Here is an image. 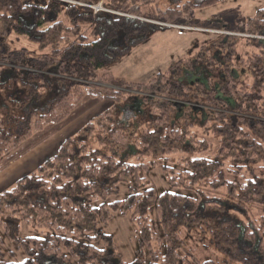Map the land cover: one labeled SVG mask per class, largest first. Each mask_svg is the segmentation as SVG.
Here are the masks:
<instances>
[{"label":"trees","instance_id":"obj_1","mask_svg":"<svg viewBox=\"0 0 264 264\" xmlns=\"http://www.w3.org/2000/svg\"><path fill=\"white\" fill-rule=\"evenodd\" d=\"M102 1L0 0V168L35 132L65 121L84 97L114 104L35 172L0 194V247L3 231L25 251L28 258L20 264H40L41 257L61 264H121L112 241L99 230V224L120 212L129 213L139 227L149 247L148 264H216L197 257L183 240L190 230L207 246L218 247L214 250L224 254L225 264H264V123L257 121L264 120V42L254 38L264 35V9L238 30L250 37L235 39L225 56L219 52L214 58L210 48L206 50L208 73L216 67L222 70L219 84L216 75L206 74L209 83L198 84L175 76L182 65L192 69L193 62L201 63L198 54L193 62H179L146 85L122 81L116 90L104 86L110 87L114 78L99 72L96 53L104 41L111 47L119 33L129 32H120L126 23L118 14L140 16L142 8L156 0H105L113 14L95 15L88 6ZM172 13L158 11L156 20L167 23L162 20ZM84 29L90 31L88 36ZM193 85L205 93L207 105L237 114L232 135L227 129L219 132L221 125L210 133L201 128L204 138L220 135L214 155L211 143L204 149L205 142L192 131L175 128L171 108L159 101L188 97ZM135 92L147 96L131 94ZM131 98L146 119L134 141V131L116 115V107ZM256 129H263V135ZM157 130L160 158L140 165L128 161L152 157L155 142L150 138ZM83 132L87 139L81 137ZM115 147L127 148L123 159L107 154L106 149ZM184 148L196 151L188 156ZM159 160L175 192L157 195L145 177ZM122 184L129 186L124 202L115 198ZM22 225L33 236L21 239ZM206 233L215 240L208 242ZM101 239L105 248L96 246ZM2 257L0 251V264H7Z\"/></svg>","mask_w":264,"mask_h":264},{"label":"rangeland","instance_id":"obj_2","mask_svg":"<svg viewBox=\"0 0 264 264\" xmlns=\"http://www.w3.org/2000/svg\"><path fill=\"white\" fill-rule=\"evenodd\" d=\"M82 5L87 6L85 4ZM88 7L95 12V15H99V12L113 14V12H110L105 7V0L96 6ZM263 9L264 0H156L155 4L142 8L144 12H142L140 16L118 14V16L124 17L122 20L126 23L125 27L124 25L123 27L119 26V28H121L120 32L125 33L123 30L124 28H127L129 32L126 34L119 33L117 35V39H119L116 40L111 47L109 42L104 41L100 46L101 49L96 53L98 64L101 65L99 72L101 74L111 73L114 78L113 84L110 87L109 85L104 86L106 88L119 90V83L122 81L146 85L155 80L160 74L168 72L179 62H193L194 57L198 54L201 63L193 62L194 66L192 69L182 65L180 69H177L175 72V76H178L183 82L185 81L186 84H191L192 82L198 84L201 81L209 83V79H205L204 75H216L214 81L219 84L222 82V79L218 81L217 78L219 75L221 76L222 70L216 67L212 73H208V68L206 67L208 64L206 62L208 60L206 50L210 48L214 53L212 54L214 58L217 57V53L219 52H221L222 56H225V50L232 47L231 43L235 39L250 37L248 36L250 33L247 31L241 33L238 30L245 27V22ZM158 11L163 13L175 11V13L168 15L167 18L165 17L162 20L168 21L165 23L156 20ZM148 13L150 14L149 16H152H147ZM63 20L65 24L68 23L64 18ZM151 24L156 25L157 30L150 28L149 25ZM163 28L167 30L163 31ZM135 31H137L136 34ZM89 33V30L84 29L85 36H88ZM12 37H14V35ZM255 37L264 42V35L258 37L254 35V38ZM115 39L114 37L111 41ZM13 48L14 47H12V49ZM239 51H241V45ZM229 56L230 54L225 57V62L230 61ZM193 87L192 89H195V91L188 97L180 99L161 98L159 101L161 104L171 108L173 125L175 128L192 131L191 134H194L205 142L202 147L204 149H207V145L211 143L212 148L209 152L214 155L218 147V139H221L220 135L214 136V138L208 134V137L204 138L203 129L206 128L210 133L216 125H221L222 130L219 132L224 134V132L228 130L227 134L232 135L230 133L233 131L234 125L236 126L238 123L237 114L225 108H214L212 107L213 105H207V103H205L207 99L205 93L196 89L195 85H193ZM131 94L139 97L147 96L136 92ZM132 101L133 99L131 98L118 105L116 107V115L117 120H120L129 131H134V133H131L133 134L131 141H134L136 138H139L136 135L140 136L141 126L145 123L146 119L139 116L138 110H136L137 107L134 106ZM113 106L114 104L111 102L108 103L107 101L103 102L91 97H84L75 106L65 121L46 125L42 131L35 132L29 140L25 141L20 147L6 156L0 170L16 163L21 156L28 154L29 150H35L36 156L32 164L37 163L39 166L50 158L53 154L52 152L58 151L60 143L63 142L64 144L69 138L73 139L76 136L78 137L92 119L110 110ZM257 121L264 123L263 119H257ZM262 130L258 131V129H256V132L262 136ZM87 134L88 133L83 132L81 137L87 139ZM159 136L160 130H157L150 138V142H155V145L150 150L152 157L140 156L137 158H127V160H133L132 163L140 165L155 161L154 159H159L161 151V144L158 142ZM184 149L188 152V156L194 155L196 151L192 153L191 150H193V148ZM258 149L261 150L259 147ZM106 152L114 157L123 159L126 155L125 152H128V150L126 147L121 149L115 147L114 149H106ZM148 153H146V155ZM158 163L156 167H152L150 171L145 174V177L148 179V182L157 195L175 192L164 176V172L161 168L164 164L163 161L159 160ZM14 186L15 185L12 187ZM12 187H10V189ZM128 187V185L122 184L120 186L119 196L115 198L124 202L129 194ZM99 230L102 232L103 238L112 241V245H109L113 248L115 256L121 264L149 263V247L143 241L139 227L132 220L129 213H113L108 222L99 224ZM192 231L193 230H190V232H188L189 235L186 232L183 240L185 242L188 241L195 255L201 259L215 260L216 264H225L224 260L226 259L224 254L223 256L219 255L217 251L214 250V247L216 249L218 247L213 244L212 247L207 246L205 241H201L200 235ZM224 231L227 233L229 230ZM33 234L34 232L26 225H22L20 231L21 239L33 236ZM192 235H194V237ZM205 236L208 242L215 240V237L210 233H206ZM226 238L227 236L224 234L223 239ZM1 240L3 242L0 247V251L3 255L2 262L7 264H20L27 260L28 257L25 251L20 247L19 242L11 240L3 231H1ZM106 244L105 242L104 246L103 239H101L99 243H96V246L105 248ZM177 245H179V242ZM219 249L222 251L221 248ZM231 250L235 253L233 245L231 246ZM246 255L250 257L248 252ZM251 258L252 257L249 259V263L252 262ZM258 260L259 259H257V261ZM39 262L40 264H61L54 259H45L42 257Z\"/></svg>","mask_w":264,"mask_h":264},{"label":"crops","instance_id":"obj_3","mask_svg":"<svg viewBox=\"0 0 264 264\" xmlns=\"http://www.w3.org/2000/svg\"><path fill=\"white\" fill-rule=\"evenodd\" d=\"M107 102L110 103L109 101ZM66 142L67 141H65L64 143ZM62 145H63V142L59 144L60 148L62 147ZM60 148H58V151ZM29 151H28V154L21 156V158L13 165L9 167L7 166L0 170V194L9 190L10 187L15 185L21 178L28 176L32 174L33 172H35L36 169L44 163V162L41 163L39 166L37 163L32 164V161L35 158L36 153L34 152L35 150H32V151L29 150ZM58 151L56 150L55 152H52L53 154L50 156V158L54 154H56Z\"/></svg>","mask_w":264,"mask_h":264},{"label":"water","instance_id":"obj_4","mask_svg":"<svg viewBox=\"0 0 264 264\" xmlns=\"http://www.w3.org/2000/svg\"><path fill=\"white\" fill-rule=\"evenodd\" d=\"M160 27H162V26H160Z\"/></svg>","mask_w":264,"mask_h":264}]
</instances>
